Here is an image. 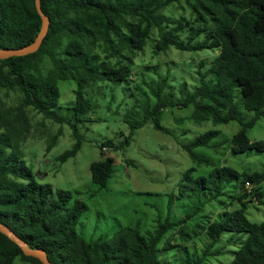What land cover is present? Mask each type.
<instances>
[{
    "label": "trees",
    "instance_id": "16d2710c",
    "mask_svg": "<svg viewBox=\"0 0 264 264\" xmlns=\"http://www.w3.org/2000/svg\"><path fill=\"white\" fill-rule=\"evenodd\" d=\"M181 1L190 7V18L165 13L166 7ZM41 9L50 24L39 48L26 55L0 59V88L6 94L8 91L21 94L15 104H7L0 98V222L31 248H43L52 264H171L160 257V252L170 247L179 251L173 256L174 263L180 260L178 264H200L203 257L208 259L222 252L224 245L215 246L219 240L239 243L227 264H264V220L254 222L245 214L248 203L264 202V166L249 172L224 163L196 177L192 176L193 166L184 172L182 192L190 190L192 183L186 180H191L199 195L207 193V198L186 214L187 218L213 200L221 208L212 219L204 216L205 223L196 226L198 232L193 229L194 236L202 231L207 236L198 255L188 245L170 239L159 246L163 236L176 226H182L179 242L191 238L189 232H183V227L188 226L184 224L185 215L170 219L171 197L168 217L158 221L153 231L144 234L137 223L122 226L112 235L86 240L75 225L87 210V204L73 199L68 190L38 182L21 149L31 131L27 109L32 107L54 118L53 109L60 98L58 81L73 80L74 100L67 108L72 111L67 123L74 141L57 155L59 162L74 156L81 146L83 138L78 123L97 119L94 112L99 105L87 90L98 83L123 84L125 94L139 100L136 92L143 98L138 101L142 104V117L129 120L128 115L125 119L129 123L128 135L118 143L101 142V153L104 147L129 145L134 130L148 120L155 128H163L162 111L173 106L187 107L186 118L194 123L210 121L218 125L237 121L241 127L230 138L233 155L264 152V139L251 140L247 134L264 115V0H41ZM40 27L34 0H0V48L31 43ZM154 31V54L171 46L183 51L205 48L213 51L208 63L204 60L198 63V80L190 90L184 92L188 89L186 83L178 84L183 93L180 97L174 94L167 74L150 79L141 76L139 84L130 86L131 90L128 87L133 68V58L128 54L142 51ZM182 32L188 34L186 40L182 39ZM201 34L203 38L195 41ZM152 67L145 66L154 70ZM127 90L130 92L126 93ZM148 94L152 95V103ZM219 133L218 129H208L181 146L194 162L201 163L203 157L194 148L211 146ZM58 135L50 138L46 151L56 144ZM89 168L92 181L106 187L114 170V158L102 154ZM237 179H241V184L232 198L238 199L241 206L227 209V204L218 197ZM227 232L229 236L223 237ZM236 233L246 236L240 234L236 239L233 237ZM185 252L191 257L184 258ZM16 258L43 264L24 255L15 242L0 232V264H14Z\"/></svg>",
    "mask_w": 264,
    "mask_h": 264
},
{
    "label": "rangeland",
    "instance_id": "374dc122",
    "mask_svg": "<svg viewBox=\"0 0 264 264\" xmlns=\"http://www.w3.org/2000/svg\"><path fill=\"white\" fill-rule=\"evenodd\" d=\"M165 13L175 18L181 15L190 18V7L181 1L179 4L166 7ZM187 36V33H181L182 39L186 40ZM151 37L142 51L126 53L133 58L130 78L132 83L128 85L129 89L131 90L130 86L133 84H139L142 77L150 79L156 78L157 74H167L169 82L174 86V94L177 97L182 96L178 84L186 83L188 89L184 92L190 90L192 84L198 80L196 74L198 63L203 60L208 63L213 57V51L206 48L183 51L171 46L164 52L154 54L155 31ZM202 38L201 34L195 41ZM145 66H153L156 71L148 70ZM74 86L73 80L58 81L60 98L58 105L53 109L54 118L46 117L32 107L27 109L31 119V131L21 149L26 164L38 182L49 183L54 189L68 190L72 193L73 199L79 198L87 204V210L79 217L75 229L88 241L112 235L122 226L137 223L142 233L153 231L158 221H164L168 217L170 197L173 201L170 219L177 220L184 215L186 217L200 201L207 198L205 196L207 193L198 194L197 185L191 180H186L192 183L188 184L190 190L185 192L180 190L183 174L192 166L195 167L193 177L207 173L212 167L224 163L239 171L249 172L260 170L264 166V152L249 151L237 155L230 152L231 135L241 127L237 121L218 125L210 121L194 123L186 118L189 111L187 107L176 106L163 109L160 119L163 128H155L152 121L148 120L134 130L129 145L115 149L104 147L101 153L99 146L101 142L112 140L118 143L128 135L129 123L125 120L128 115L129 120L142 117V104L138 101L143 98L132 91L139 98L135 100L122 91L123 84L112 83H98L87 90V94L99 105L94 112L97 119L78 123V130L83 138L81 146L74 156L59 162L56 159L57 155L70 148L74 141L67 123L72 114L71 109L67 108L74 100ZM147 96L152 103V95ZM0 98L7 104H15L20 100L21 94L13 91L6 94V90L0 88ZM235 100L239 101V96ZM251 115L253 113L245 116V120ZM212 128L218 129L220 133L211 141V146L194 148V151L203 157L201 163H196L181 145ZM247 134L251 140L264 139V115L248 129ZM54 135H58L56 144L46 151V145ZM102 154L114 158V170L106 187H100L92 181L89 168L90 163L99 159ZM240 184L241 179L231 181L218 197L227 204V209H237L241 206L238 199L232 198V194L239 191ZM256 201L247 204L245 214L249 220L260 222L264 220V202ZM217 202L213 200L191 218H184L187 219L184 224L188 226L183 227V232H189L191 238L179 242L178 236L182 226H176L163 236L159 246L162 247L164 242L170 239L175 243L177 241L182 245H188L189 249L200 255L207 236L203 231L194 236L193 229L195 227L198 232L199 228L196 226L205 223L204 216L208 215L212 219L215 214L220 213L221 208ZM229 234L227 232L223 237ZM240 234L246 236V233H236L233 237L237 239ZM221 245H224L221 253L208 259L203 257L200 264H227L239 243H222L219 240L215 244L217 247ZM176 248L170 247L160 252L164 262L179 263L180 260L175 263L173 261V256L179 253ZM179 250L181 255L182 250ZM183 256L187 258L191 257V254L185 252ZM14 264L31 263L16 258Z\"/></svg>",
    "mask_w": 264,
    "mask_h": 264
},
{
    "label": "water",
    "instance_id": "95a60500",
    "mask_svg": "<svg viewBox=\"0 0 264 264\" xmlns=\"http://www.w3.org/2000/svg\"><path fill=\"white\" fill-rule=\"evenodd\" d=\"M36 10L41 18V27L34 40L18 48H0V59L10 56H22L36 51L49 29V17L41 9V0H34ZM0 232L15 242L26 256H33L43 264H52L43 248H31L22 238L15 234L9 227L0 222Z\"/></svg>",
    "mask_w": 264,
    "mask_h": 264
},
{
    "label": "clouds",
    "instance_id": "9594fccd",
    "mask_svg": "<svg viewBox=\"0 0 264 264\" xmlns=\"http://www.w3.org/2000/svg\"><path fill=\"white\" fill-rule=\"evenodd\" d=\"M257 202V201H256Z\"/></svg>",
    "mask_w": 264,
    "mask_h": 264
}]
</instances>
